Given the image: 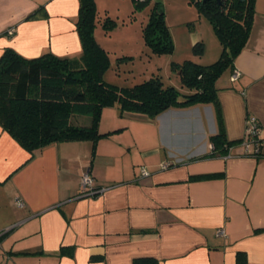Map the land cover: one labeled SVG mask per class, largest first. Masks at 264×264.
<instances>
[{
	"label": "crops",
	"instance_id": "0c3cea01",
	"mask_svg": "<svg viewBox=\"0 0 264 264\" xmlns=\"http://www.w3.org/2000/svg\"><path fill=\"white\" fill-rule=\"evenodd\" d=\"M79 9V0H0V57L13 49L29 59H79ZM227 72L216 85L228 140H244L249 119L264 137V0ZM119 128L96 144H53L32 156L0 127V264H237L240 254L264 264V231L256 233L264 229V157L239 147L210 156L219 131L213 105L155 119L105 109L100 130ZM85 174L100 193L80 195ZM212 174L223 176L193 180Z\"/></svg>",
	"mask_w": 264,
	"mask_h": 264
},
{
	"label": "trees",
	"instance_id": "16d2710c",
	"mask_svg": "<svg viewBox=\"0 0 264 264\" xmlns=\"http://www.w3.org/2000/svg\"><path fill=\"white\" fill-rule=\"evenodd\" d=\"M79 1L76 26L83 49L79 59L61 58L53 53L29 59L13 49H6L0 57V127L4 132L35 156L53 144L82 141L96 144L100 139L121 133L122 128L109 132L100 130L103 111L107 108H116L120 118L126 114H137L155 119L173 108L211 104L216 112L219 131L210 137L213 151L210 156L227 157L236 147L241 150L243 140L230 142L225 132L216 83L225 72L235 68L237 58L247 45L257 0H222L221 3L215 0H190L198 8L199 14L213 25L223 53L219 61L209 66L192 61L173 65V69L179 72L182 85L190 90L187 94L180 93L172 86L165 87L158 76L133 87H119L106 82L105 75L111 61L109 53L95 36L96 27L101 22L95 0ZM133 1L136 10H140L147 7L151 0ZM102 23L106 32L115 26L110 18ZM143 36L152 52H174L170 30L159 2L152 8ZM193 51L195 55L203 56L204 44L198 42ZM83 118H88V122ZM263 139L254 143V151L242 155L264 157ZM256 148L260 150L259 153ZM222 176L200 175L193 177V180ZM84 194L82 191L80 195ZM263 231L258 229L256 233ZM61 255L73 256V248H62ZM134 264H160V261L137 258ZM237 264H245L241 254Z\"/></svg>",
	"mask_w": 264,
	"mask_h": 264
},
{
	"label": "rangeland",
	"instance_id": "374dc122",
	"mask_svg": "<svg viewBox=\"0 0 264 264\" xmlns=\"http://www.w3.org/2000/svg\"><path fill=\"white\" fill-rule=\"evenodd\" d=\"M156 2L160 3L170 30L174 45L172 54H156L145 43L143 29ZM95 3L101 21L95 36L110 55L111 64L105 75L109 84L133 87L158 76L165 87L172 86L187 94L190 90L182 85L179 72L173 69V65L192 61L209 66L219 61L223 53L213 25L199 14L190 0H151L147 7L140 10H136L133 0H95ZM106 18L115 22L110 32L102 27ZM198 42L205 46L203 56L194 54L193 48ZM125 57L127 59L124 60ZM227 77L229 72L224 73L220 83ZM83 119L88 122V118Z\"/></svg>",
	"mask_w": 264,
	"mask_h": 264
},
{
	"label": "built area",
	"instance_id": "2783aa9c",
	"mask_svg": "<svg viewBox=\"0 0 264 264\" xmlns=\"http://www.w3.org/2000/svg\"><path fill=\"white\" fill-rule=\"evenodd\" d=\"M142 1H148V0H142ZM8 34L13 35V31L12 30L9 31ZM239 76H240V73L236 71L233 75V80H236ZM261 130H262L261 127L256 121H254L253 119H249L247 131H246V138L242 141V144H241L242 154L247 155L251 153L252 151H254V143L258 141L260 138L261 139L264 138L262 136ZM262 142L264 144V139L262 140ZM256 152L259 153L260 150L256 148ZM170 166L171 165L169 163H166L162 166V169L166 170ZM141 175L142 177L147 178L150 176V173L145 168H143ZM92 184H93V179L91 178V176L89 174H85L82 179V189H83L82 191L83 193H85L83 197L90 196V195L92 196V195L100 193L99 191H95L93 189ZM18 205L22 206L23 204L20 201H18ZM219 235L224 236L225 231L220 230Z\"/></svg>",
	"mask_w": 264,
	"mask_h": 264
},
{
	"label": "water",
	"instance_id": "95a60500",
	"mask_svg": "<svg viewBox=\"0 0 264 264\" xmlns=\"http://www.w3.org/2000/svg\"><path fill=\"white\" fill-rule=\"evenodd\" d=\"M204 1H208V0H204ZM215 1H217L218 3H221L222 0H215Z\"/></svg>",
	"mask_w": 264,
	"mask_h": 264
}]
</instances>
